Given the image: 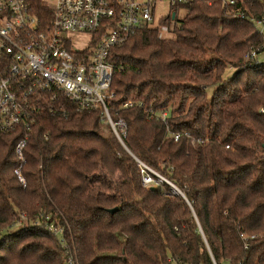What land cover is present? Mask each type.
Segmentation results:
<instances>
[{
	"label": "trees",
	"instance_id": "1",
	"mask_svg": "<svg viewBox=\"0 0 264 264\" xmlns=\"http://www.w3.org/2000/svg\"><path fill=\"white\" fill-rule=\"evenodd\" d=\"M226 1L171 6L161 27L186 11L173 38L145 27L111 52L125 145L65 100L37 115L24 163V132L0 137V264H264V64L249 59L264 0ZM137 160L183 196L143 187Z\"/></svg>",
	"mask_w": 264,
	"mask_h": 264
},
{
	"label": "built area",
	"instance_id": "2",
	"mask_svg": "<svg viewBox=\"0 0 264 264\" xmlns=\"http://www.w3.org/2000/svg\"><path fill=\"white\" fill-rule=\"evenodd\" d=\"M159 1L0 0V137L24 132L16 146L21 163L37 115L45 109L53 113L62 100L78 113L100 112L103 124L125 145L127 124L122 119L114 121L110 114L109 101L115 95V66L110 54L131 36L152 27ZM168 2L179 6L192 0ZM224 4L232 7L237 3L227 0ZM231 15L238 20L248 19L242 11H231ZM255 28L264 31V17L255 21ZM75 34L89 36L88 42L79 45L82 41L78 44ZM249 59L256 65L264 64V52H253ZM141 106L132 101L123 105ZM167 117V111L149 112L150 120L167 124ZM173 136L175 141L180 138V134ZM137 164L146 189L166 183L173 193L179 191L147 165L139 160ZM17 173L21 177L20 170ZM48 229L55 235L63 232L53 225ZM69 264H74L71 259Z\"/></svg>",
	"mask_w": 264,
	"mask_h": 264
},
{
	"label": "rangeland",
	"instance_id": "3",
	"mask_svg": "<svg viewBox=\"0 0 264 264\" xmlns=\"http://www.w3.org/2000/svg\"><path fill=\"white\" fill-rule=\"evenodd\" d=\"M170 11H171V5L168 2V0L159 1L157 6H156V12H155V16H154L155 17V21H154V23L152 25L153 28L158 29L160 37L165 38V39L174 37V34H173L174 24H178L177 21H180L182 18H184L185 14H186L185 10H182V9L179 10L178 13H177V20L174 21L173 25L171 26V29H168L167 27H161L159 25V21L161 19L165 18L170 13ZM73 37H74L75 41L78 44L82 41V44H79V45H83L84 43H87L88 40H89V36H82V35L75 34V35H73ZM233 73H234V70H228L227 71V76H232ZM207 92H208L209 96H211L212 93H213V88H209L207 90ZM103 128H104L105 133H108L109 130L106 127V125H103ZM170 189L172 191L171 187H170ZM174 194L183 196V194L181 192H179V191H175ZM20 227H22L21 224H19L16 227H14L12 229V231L19 230V229H21ZM12 231H11V233H13Z\"/></svg>",
	"mask_w": 264,
	"mask_h": 264
},
{
	"label": "water",
	"instance_id": "4",
	"mask_svg": "<svg viewBox=\"0 0 264 264\" xmlns=\"http://www.w3.org/2000/svg\"><path fill=\"white\" fill-rule=\"evenodd\" d=\"M173 19H175V14H173ZM151 190H155V188H151ZM118 209H113V210H110V213L111 214H114Z\"/></svg>",
	"mask_w": 264,
	"mask_h": 264
}]
</instances>
